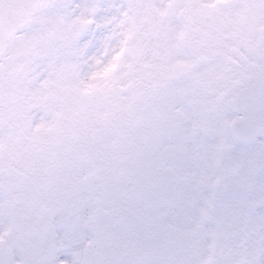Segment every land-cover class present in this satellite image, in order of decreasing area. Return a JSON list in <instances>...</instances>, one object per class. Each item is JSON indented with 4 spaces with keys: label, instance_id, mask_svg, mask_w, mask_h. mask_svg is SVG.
Masks as SVG:
<instances>
[{
    "label": "snow or ice",
    "instance_id": "snow-or-ice-1",
    "mask_svg": "<svg viewBox=\"0 0 264 264\" xmlns=\"http://www.w3.org/2000/svg\"><path fill=\"white\" fill-rule=\"evenodd\" d=\"M0 264H264V0H0Z\"/></svg>",
    "mask_w": 264,
    "mask_h": 264
}]
</instances>
